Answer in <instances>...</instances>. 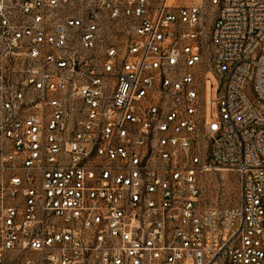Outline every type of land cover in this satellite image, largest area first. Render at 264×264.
<instances>
[{
    "label": "built area",
    "instance_id": "1",
    "mask_svg": "<svg viewBox=\"0 0 264 264\" xmlns=\"http://www.w3.org/2000/svg\"><path fill=\"white\" fill-rule=\"evenodd\" d=\"M0 264H264V0H0Z\"/></svg>",
    "mask_w": 264,
    "mask_h": 264
},
{
    "label": "rangeland",
    "instance_id": "2",
    "mask_svg": "<svg viewBox=\"0 0 264 264\" xmlns=\"http://www.w3.org/2000/svg\"><path fill=\"white\" fill-rule=\"evenodd\" d=\"M248 90L252 95L251 87ZM201 189L204 203L219 208L231 206L239 200V177L237 173L223 169L206 172L201 177Z\"/></svg>",
    "mask_w": 264,
    "mask_h": 264
}]
</instances>
